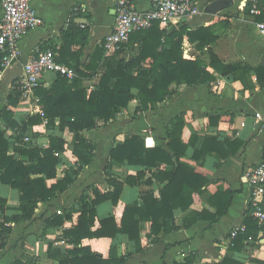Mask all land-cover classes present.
<instances>
[{
  "label": "crops",
  "instance_id": "1",
  "mask_svg": "<svg viewBox=\"0 0 264 264\" xmlns=\"http://www.w3.org/2000/svg\"><path fill=\"white\" fill-rule=\"evenodd\" d=\"M133 1L139 10L152 7L150 0ZM214 1L200 0V14L184 19L178 28L182 25L192 29L210 26L216 35L211 48L219 58L227 64L237 63L251 71L245 74L238 72L241 79L232 74L220 75L209 68L217 77L215 81L194 86L180 85L172 97L154 110L136 113L138 102L132 101L128 108L123 109L109 123L83 132L95 145L93 159L89 164L80 162L73 155V134L68 129L57 130L56 134L68 142V151L63 153L65 159L58 166L57 178L48 183H55L66 169L76 170V179L64 193L49 201L40 202L31 220L12 224L7 245L0 250V264H13L18 259L23 264H59L56 258L49 256V246L53 245V253L59 250L64 252L73 247L63 236L65 229L77 224L80 215L79 198L83 192L93 200L94 188L101 192L113 189L105 174L111 148L131 135L144 137L146 147L154 148L170 139L167 134L178 115L184 117L182 139L188 143L182 160L197 174L209 180L206 190L193 193L190 209L174 210V219L170 222L174 229L171 231L162 227L156 234L152 231L151 221H141L139 243L126 234H118L115 238H86L82 245L91 247L104 258H109L112 247H115L117 256L126 257L125 264H174L185 263L191 258L192 264H207L219 262L226 256L230 247L229 232L234 226L245 224L249 214L250 187L246 182L245 171L258 164L264 156V86L260 85L259 80L264 79V72L259 77L254 71L256 67H264V42L255 26V22L259 21L258 16L246 10L249 2L251 8L253 4L264 7V0H232L229 7L213 14L205 9ZM32 5L42 17L43 24L23 37L19 44L20 57L8 68L0 70V111L8 105L7 98L12 84L22 75L25 64L35 49L50 48L56 53L58 61L63 63L72 62L73 54L80 51L81 64H87L105 36L114 29L115 0H32ZM1 16L2 0L0 18ZM72 16H75L78 25L89 28L88 42L83 47L79 43L66 46L61 34V30L68 27ZM185 48L187 57L201 54L188 41H185ZM123 54L126 58L131 57L128 49ZM202 54L209 62L207 48ZM55 76L48 72L42 82L47 87ZM98 82V78L88 79L85 86L91 90ZM6 84H9L8 88ZM28 108L29 104L21 101L15 108L16 116L27 119L29 114H34ZM257 113L262 114L263 120H257ZM12 132L8 130L9 134ZM33 132L40 135L28 138L41 148H46L49 140L45 124L34 126ZM193 136H211L217 142L209 146L207 153L194 158L196 149H202L203 140L191 142ZM21 158L28 162L26 157ZM166 169H170L167 164L158 168L112 164L111 172L115 177L126 179L129 175L136 176L139 171H144V176L137 184L124 186L117 205L112 201H105L97 206L94 229L100 226L102 219L109 216H114L120 224L127 205L143 207L145 193L151 192L160 199L166 180L162 181L156 175L160 170ZM1 189L0 196L8 200L10 207L19 206L20 192L17 189L0 184V191ZM229 191L232 192V201L227 212L222 216L215 215L218 207H223L226 201L223 194L226 195ZM192 212H200L202 217L192 222ZM14 213L12 209L6 212L7 215ZM68 214L72 215L71 218H66ZM55 216H61L63 224L48 226L47 221ZM263 239L264 226L254 240L247 242L242 251L235 253V257L244 264H264Z\"/></svg>",
  "mask_w": 264,
  "mask_h": 264
},
{
  "label": "trees",
  "instance_id": "2",
  "mask_svg": "<svg viewBox=\"0 0 264 264\" xmlns=\"http://www.w3.org/2000/svg\"><path fill=\"white\" fill-rule=\"evenodd\" d=\"M246 10L250 13V2ZM257 20H264V13L258 16ZM61 34L66 46L79 43L83 47L88 42L89 28L78 25L75 16H72L68 27L62 29ZM215 39L216 35L210 26L192 29L182 25L168 31L156 23L151 28L133 33L129 42L111 56H104L103 47L98 46L91 60L87 64H81V52L74 53L72 62H64L76 66L77 76L74 79L55 74L56 78L49 86L46 87L42 82L35 90V94L40 98L43 116L40 113L29 114L27 119L16 116L15 108L21 102L22 93L14 81L7 98L8 105L0 111V184L17 189L20 192V204L12 208L8 200L0 196V250L7 245L12 224L31 220L40 202L49 201L64 193L76 179L77 171L66 169L64 175L55 183H48L49 180L57 178L58 166L65 159L63 153L68 151V142L56 134L57 130L68 129L73 134V155L80 162L89 164L93 159L95 145L83 132L109 123L123 109L128 108L132 101L138 102L136 113L154 110L160 103L172 97L180 85L194 86L215 81L217 77L210 69L220 75L232 74L235 78H241L238 72L245 74L251 71L250 68L237 63L227 64L222 61L211 48ZM185 41L194 44L201 54L187 57ZM129 48L131 57L126 58L123 53ZM206 48L209 62L202 54ZM0 70H3L1 59ZM254 71L261 77L260 73L264 72V67H256ZM95 78H98L99 82L89 90L85 81ZM259 80L263 87L264 79ZM44 123L49 145L41 148L31 138L26 140V137L39 136V133L33 132V127ZM184 126L183 115H178L172 121V129L168 131L167 136L170 139L154 148H147L144 137L139 135L128 136L124 142L113 146L110 150V161L105 167L108 184L113 189L101 192L94 188L93 200L83 192L79 198L80 215L77 224L65 229L63 236L73 247L64 252L59 250L53 253V245H50L49 256L56 258L59 264H125L126 257L117 256L115 247H112L110 257L104 258L91 247L83 246L82 241L86 238H115L118 234H126L131 240L139 243L141 221H151L152 231L156 234L162 227H165L166 231L173 230L170 222L174 219V210L190 209L193 193L204 192L209 183L208 179L197 174L182 160L188 149V143L182 139ZM8 130L13 131L12 134H9ZM193 140H203L202 149H196L194 158L207 153L209 146L217 142V139L211 136H193L191 142H194ZM22 156L26 157L28 162H25ZM112 164L145 168H158L167 164L170 169L160 170L156 175L158 179L166 180L160 199L151 192L145 193L143 207L127 205L120 224L114 216H109L102 219L100 226L94 229L97 206L105 201H112L117 205L124 186L137 184L144 176V171H139L136 176L129 175L126 179L115 177L111 172ZM231 193L229 191L226 195L223 194L226 201L223 207H218L215 215L222 216L227 212L232 201ZM9 209L15 213L7 215ZM191 214L192 222L202 217L200 212ZM71 216L68 214L66 218ZM63 221L61 216H55L47 221V225H62ZM245 225L246 232L233 239L226 256L219 262L207 264H244L241 259L235 257V253L242 251L247 242L254 240L262 228L249 214ZM192 263L193 258L185 263L174 264ZM13 264L23 262L18 259Z\"/></svg>",
  "mask_w": 264,
  "mask_h": 264
},
{
  "label": "built area",
  "instance_id": "3",
  "mask_svg": "<svg viewBox=\"0 0 264 264\" xmlns=\"http://www.w3.org/2000/svg\"><path fill=\"white\" fill-rule=\"evenodd\" d=\"M150 1L152 4L150 9L139 10L133 0H115L114 29L105 36L101 43L104 56H111L121 50L135 32L151 28L156 23H159L162 29L169 31L178 28L184 19L201 12L200 0ZM250 13L259 16L264 13V7L253 4ZM42 24L43 19L33 7L32 0H2L0 59L3 69L11 66L20 57L19 44L23 37ZM255 26L264 42V20L256 21ZM48 72L64 75L71 80L77 76L76 66L58 61L54 50L37 48L31 53L17 81L22 93L21 101L29 104L28 111L34 114L40 113L42 116L44 111L39 104L40 98L35 94V90ZM256 118L258 121L263 120L260 113L256 114ZM26 140L29 138L26 137ZM244 175L250 187L249 215L257 221L259 226H264V156L258 164L246 169ZM246 230L244 223L234 226L228 234L230 245L234 238Z\"/></svg>",
  "mask_w": 264,
  "mask_h": 264
},
{
  "label": "water",
  "instance_id": "4",
  "mask_svg": "<svg viewBox=\"0 0 264 264\" xmlns=\"http://www.w3.org/2000/svg\"><path fill=\"white\" fill-rule=\"evenodd\" d=\"M232 3V0H215L214 2L210 3L205 10L207 12L216 14L226 7H229ZM262 242H264V239Z\"/></svg>",
  "mask_w": 264,
  "mask_h": 264
},
{
  "label": "rangeland",
  "instance_id": "5",
  "mask_svg": "<svg viewBox=\"0 0 264 264\" xmlns=\"http://www.w3.org/2000/svg\"><path fill=\"white\" fill-rule=\"evenodd\" d=\"M128 50H129V52H130V54H131V50H130V48H129ZM8 87H9V84H6V88H8ZM12 88H13V86L11 87V90H12ZM6 90H7V89H6ZM3 96L5 97V94H4ZM1 102H2V100H1ZM0 106H2V105L0 104ZM0 193H2V189H1Z\"/></svg>",
  "mask_w": 264,
  "mask_h": 264
}]
</instances>
